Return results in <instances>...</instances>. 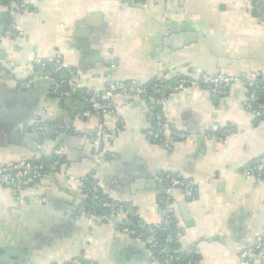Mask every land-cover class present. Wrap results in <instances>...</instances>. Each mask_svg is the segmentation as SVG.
Segmentation results:
<instances>
[{"label": "crops", "instance_id": "obj_1", "mask_svg": "<svg viewBox=\"0 0 264 264\" xmlns=\"http://www.w3.org/2000/svg\"><path fill=\"white\" fill-rule=\"evenodd\" d=\"M6 11L0 6V37ZM14 20L23 35L0 38V163L49 157L60 139L67 163L28 190L25 203L0 186V264H66L82 256L94 264H157L145 242L121 232L122 220L81 214L83 198L67 174H97L103 194L159 225L164 169L197 188L194 198L176 190L173 200L181 245L198 251L199 264H262L250 249L264 234V181L239 174L264 156V118L244 107L245 82L264 75V13L254 0H168L146 10L135 0H33ZM57 56L81 79L76 95L57 93L63 74L46 67ZM199 72L240 83L223 99L202 90L170 96L162 113L171 130L187 135L170 152L148 137L152 111L137 99L126 104L116 97L115 120L82 117L87 94L102 96L111 82ZM41 78L47 82L28 89ZM102 120L112 157L97 166L91 138ZM36 121H51L57 131L35 137L29 127ZM227 127L237 133L206 136Z\"/></svg>", "mask_w": 264, "mask_h": 264}, {"label": "built area", "instance_id": "obj_2", "mask_svg": "<svg viewBox=\"0 0 264 264\" xmlns=\"http://www.w3.org/2000/svg\"><path fill=\"white\" fill-rule=\"evenodd\" d=\"M9 2L5 6H1L2 9L10 11L12 16V24L7 30L2 32L0 38L23 35V31L20 29L14 18L19 14L28 10L33 0H8ZM142 9H149L150 6L160 4L168 0H135ZM264 0H254L255 10L260 14V7ZM36 65L44 66V62L40 59L36 60ZM54 72L62 73L61 88L57 92L59 95L65 97H71L76 95L81 89V79L77 72L70 68H66L60 56H57L49 62ZM259 78L264 81V75L253 76L251 79L245 82V86L248 89L249 96L244 102L246 110L252 112L256 117L262 118L264 115V97L261 98L257 95L256 89L258 88ZM159 83L153 89V95L158 96L156 102L158 105L163 107L168 101L170 96L187 90H202L207 92L212 98L223 99L228 96L230 89L240 83L239 77L227 75L225 73L211 74L207 72H199L195 75L187 76H175L169 78L167 76L158 77ZM149 94V91L141 86L140 83L134 82L131 86H127L124 82L114 83L111 82L107 85L105 92L102 96H89L87 94L86 100L89 104V110L82 114V117L89 119L93 114L100 116L102 119H116L119 113V107L115 105L114 99L116 97L125 100L126 104H131L133 99H137L143 104L144 98ZM154 116L155 126L150 132L148 137L155 141L161 142L162 146L170 152L173 148V143L176 141L185 140L186 134H181L171 130L167 124L162 111L152 113ZM107 122L102 120L97 128L96 132L91 138L92 144V158L97 166H104L110 162L112 156H109L105 148V136H106ZM51 127L46 121H36L30 125L29 130L35 137L43 136ZM237 133L234 128L227 127L219 133L208 132L207 137L215 140H224L227 136ZM57 160L53 164L54 169L62 171L64 164L62 158L64 150L62 147L57 148L55 151ZM46 163L40 161L38 157H33L24 162L18 163H0V186L13 191L15 200L19 203H25L27 198L25 193L37 186L40 182L48 179L51 174L47 173ZM62 169V170H61ZM239 174L244 177H252L258 181H263L264 176V156L257 162L248 165L239 171ZM160 179L163 185L162 196L158 198L160 224L167 226L171 221L172 214H175V203L173 200V194L176 190H180L184 196L188 199L195 197L197 188L195 183L190 180L183 178L181 175L173 174L166 169L160 173ZM68 176L69 186L77 190L81 197L84 199L88 196H92L94 201H98L101 208L105 210L106 214L99 215L95 212H86V209L81 206L79 212L88 216L90 219H95L100 222L122 220L125 225L120 229L122 233L127 234L134 239L145 242L149 245V254L152 256L150 259L151 263L157 264H182L179 262V258H173L168 256L162 263L154 255L156 250L160 248V245L156 239V231L151 226H157L146 223L141 217L142 221H137L139 217L138 212L122 203H119L105 194L100 190V183L97 179V174H91L87 177H75L73 175ZM89 188V189H87ZM87 190V191H84ZM40 204L45 203V198L36 199ZM176 215V214H175ZM146 226V231L150 233L146 239L143 234H139L135 228L137 226ZM177 240L182 239V234L177 233ZM251 253H257L261 257L262 264H264V234L258 236L254 242L253 247L250 249ZM161 252H167L165 249H161ZM66 264H94L92 261L87 260L85 256L79 258H73L67 261ZM188 264H192L189 262Z\"/></svg>", "mask_w": 264, "mask_h": 264}, {"label": "trees", "instance_id": "obj_3", "mask_svg": "<svg viewBox=\"0 0 264 264\" xmlns=\"http://www.w3.org/2000/svg\"><path fill=\"white\" fill-rule=\"evenodd\" d=\"M9 1L8 0H0V6H5ZM264 1L261 4L260 7V13L263 14L264 13ZM10 11H6V12H2L1 13V18H2V23L4 26L3 30H7L10 25L12 24L13 20L10 17ZM51 64L46 65V67L48 69H51ZM127 86H131L132 84H134V82H124ZM159 83L158 81V77H156L155 79H152L151 81L147 82V83H143L141 84L142 87H144L145 89H147L149 91V94L145 96L144 98V107L146 109H149L150 112L152 111V113L154 112H161L162 111V107L160 105H158V103L156 102V99L158 98V96L153 95V89L154 87ZM258 88L256 89V93L257 95L261 98L264 97V81L262 80V78H259L258 81ZM82 90H79V92ZM89 96H92L91 94H88ZM217 99V98H214ZM262 110H264V108H262ZM153 115V114H152ZM154 118V116H153ZM264 118V115L263 117ZM51 129L55 130V125L53 122L51 121H47L46 122ZM155 126V121L153 123V127ZM57 131V130H55ZM222 131V130H221ZM220 131V132H221ZM153 142L162 145L161 142L155 141L154 139L150 138ZM59 142L56 143L55 146V150L53 151V154L49 157H43V158H39L40 161L45 162L47 168L45 169V171L49 174L51 173H55L58 171V169H54L53 168V164L55 163V161L57 160V156L55 154V151L57 148H60L62 145V139L58 140ZM107 154L108 151L106 150ZM66 156H65V152L62 158V162L63 164H66L67 162ZM263 181H264V176H263ZM36 187V186H34ZM33 187V188H34ZM89 189V188H87ZM87 191V190H84ZM163 190L162 192L159 194L158 198L160 196H162ZM83 206L86 209V212H95L99 215H104L106 214L105 210L101 208L100 204L98 203V201H94L92 199V196H88V198H84L82 199L81 203H80V207ZM137 221H142V219L140 218V216L137 218ZM152 229H154L156 231V239L158 244L160 245V248H158L156 250V254H154L157 259L162 263L163 261H165L167 259L168 256H171L173 258H179V262L182 264H188L189 262H191L192 264H199V257H198V251L196 249H184L180 243V241L177 240V233H180L183 235V229L181 228L180 224H179V220L178 217L173 213L172 214V218L171 221L169 222V224L167 226H163V225H157V226H151ZM135 230L139 233V234H143L144 238L146 239V237H148L150 235V233L148 231H146V226L143 225L142 227L137 226V228H135ZM134 238V237H132ZM147 249H149V245L146 244ZM161 249H165L167 250V252H161ZM150 259H152V256H150Z\"/></svg>", "mask_w": 264, "mask_h": 264}, {"label": "water", "instance_id": "obj_4", "mask_svg": "<svg viewBox=\"0 0 264 264\" xmlns=\"http://www.w3.org/2000/svg\"><path fill=\"white\" fill-rule=\"evenodd\" d=\"M62 76L64 77V75H62ZM45 82H47V81H46L45 79H43V78L38 79L37 81H33V82L31 83V86H30L28 89L31 90V88H32L33 86H37V85H39V84H43V83H45ZM55 85H56V84L54 83L53 86H55ZM47 132H48V134H49V133H52L51 130H48ZM126 205H127V204H126ZM184 207L187 209V202H184ZM188 217H189V215H187V214L185 213V219H187ZM113 222L118 223L116 220H113ZM121 225H125V224L121 223Z\"/></svg>", "mask_w": 264, "mask_h": 264}]
</instances>
